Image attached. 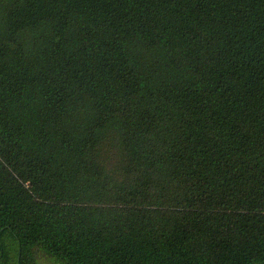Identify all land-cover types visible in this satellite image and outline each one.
Returning <instances> with one entry per match:
<instances>
[{
	"label": "trees",
	"instance_id": "obj_1",
	"mask_svg": "<svg viewBox=\"0 0 264 264\" xmlns=\"http://www.w3.org/2000/svg\"><path fill=\"white\" fill-rule=\"evenodd\" d=\"M264 264V0H0V264Z\"/></svg>",
	"mask_w": 264,
	"mask_h": 264
},
{
	"label": "rangeland",
	"instance_id": "obj_2",
	"mask_svg": "<svg viewBox=\"0 0 264 264\" xmlns=\"http://www.w3.org/2000/svg\"><path fill=\"white\" fill-rule=\"evenodd\" d=\"M35 257L37 264H60L53 257L46 254L43 250L37 248L35 250Z\"/></svg>",
	"mask_w": 264,
	"mask_h": 264
}]
</instances>
